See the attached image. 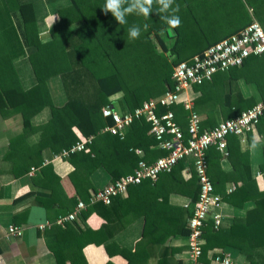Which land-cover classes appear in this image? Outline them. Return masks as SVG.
<instances>
[{
  "label": "trees",
  "instance_id": "1",
  "mask_svg": "<svg viewBox=\"0 0 264 264\" xmlns=\"http://www.w3.org/2000/svg\"><path fill=\"white\" fill-rule=\"evenodd\" d=\"M3 1L7 9L17 17L18 23L12 29L0 19V116L6 118L12 114H21L24 122L22 138L35 132L41 133V139L36 145L39 151L38 160L42 162L41 153L46 148L52 149L55 154H63L64 150H67L70 152V161L76 167L74 175H78L80 179L81 177L89 179L94 170L104 167L115 181L137 169L141 155L136 149L143 151V158H148V162H154L160 156L167 154V151L158 146V141L149 132L150 123L145 119L135 120L124 137L104 131L106 126L113 124V120L103 115V108L108 105L115 107L111 97L120 92H123L125 96L122 110H134L151 98L158 97L169 88H173L174 67L181 61L191 60L195 55L204 53L203 50L190 53L188 41H201L204 36L209 35V31L204 28L198 32L193 28L194 24H200L198 13L201 9H203L202 13L209 10L210 0H175V4L180 6L177 15L181 19V24L176 28L177 34L174 36L171 47L163 41L162 35L167 33V24L160 19V15L163 14L157 13L158 5L155 3L150 16L133 13L126 17L127 23L121 25L110 12L106 14L102 11L106 0H71L76 14L78 13L84 20L83 24L73 33L61 28V25L69 26L72 22L70 11L72 6H69L60 11L61 22L52 28L50 38H44L43 34L48 31L46 23L48 6L56 0ZM251 1L255 6V8L252 7L253 17L250 12H247V15L244 14L242 23L241 21L238 23L241 25L239 30L253 22L254 18L264 27V0ZM237 14L243 16L242 12ZM216 23L219 24L211 20L209 22L210 26H216ZM133 24H138L141 28L147 24L149 27L146 31H141L139 38L130 39L128 29ZM10 33L14 37L9 38ZM151 34L156 39H153ZM18 38H22L26 45L28 58L37 79L36 84L28 89L24 87L7 47L8 41H17ZM157 39L160 40L162 50L158 49L159 40ZM220 40L217 38L212 41ZM253 56L264 55L250 57ZM56 75L62 78L67 93V101L63 105L54 103L48 87V79ZM208 82L210 81L194 85L197 90L203 92L195 99V103L208 99L205 87ZM46 107L51 109L50 120L39 126H33L31 122L34 116ZM172 109L188 135L187 128L184 126L188 122L185 118L188 111L182 105H173ZM184 113H186L185 117L181 119L180 115ZM90 136H93V140L87 145V149L72 151L76 143ZM232 136L238 135L229 137ZM213 148L216 147L213 146L208 151L209 160V153ZM231 153L230 149L229 156H233ZM40 161H33L31 164H39ZM188 161L180 160L171 172L160 174L156 180L146 179L140 184L130 186L126 195L115 197L108 206H113L116 202L131 208L143 204L142 214H144L145 225L142 240L151 239L152 242H160L165 238L159 236L152 238L151 235L165 223L162 219L160 220L159 214L163 213L168 205L170 235L176 234L179 230L185 232L187 236L189 232L187 226L183 229L171 227L173 223L181 219V207L169 202V194L174 186L171 185L170 189L163 194L157 189L159 186L152 183H156L160 177L165 178L164 185L167 183L177 185L182 182L183 188H186L185 192L192 196L190 209H188L190 218L199 198L200 187L196 172L188 180H183L181 177V172ZM211 168L210 165V174ZM261 169L264 170V163ZM247 175L248 180L228 193L226 199L242 206L244 202L253 198L257 206L250 209L245 217H237L232 224L218 229L214 227L213 221L209 220L204 228L206 243L201 256L202 259L204 258V264L210 250L228 245L239 248L246 256L247 264H264V189H259L258 182L252 177L250 171ZM89 187L86 188V192ZM96 191L94 189V192ZM216 191L219 190L216 189ZM78 194L86 202L90 201L92 195L88 193L85 196V189L83 190L81 186L78 187ZM159 198L163 201H158ZM74 201L76 205L78 200ZM154 201L158 202L157 207ZM90 209L88 207L87 210ZM60 225L62 229L60 240L57 245L51 246L58 263L87 264L82 246L79 248V253L74 252L73 255L61 251L60 244L63 249L65 245L71 243L73 229L71 223L66 222ZM165 250L160 264H168L169 252L171 261V254L175 255L182 248L170 246ZM68 258H71L69 263H67Z\"/></svg>",
  "mask_w": 264,
  "mask_h": 264
},
{
  "label": "crops",
  "instance_id": "2",
  "mask_svg": "<svg viewBox=\"0 0 264 264\" xmlns=\"http://www.w3.org/2000/svg\"><path fill=\"white\" fill-rule=\"evenodd\" d=\"M69 6H72L70 7L72 22L69 26L61 25V28L73 33L83 24L84 20L78 13L76 14L71 0H56L48 6L46 23L49 35L52 28L61 22L60 11ZM251 16L253 17V13ZM0 19L12 29L18 23L17 17L7 9L3 0L0 1ZM240 28L241 25H237L228 30L225 36L223 34L217 38L222 40L229 37ZM9 35V38L14 37L11 33ZM166 35L173 42L176 34L169 36L167 32ZM151 36L156 39L153 34ZM217 38L206 35L201 40L205 42L200 45L198 43L189 45V47L195 45L197 49L188 51L190 53L205 51L210 45L218 42L212 41ZM7 47L24 87L31 88L36 84L37 79L22 38L8 41ZM48 87L55 104L63 105L67 101V93L59 75L48 79ZM205 87L208 99L195 103V99L203 92L194 86L186 90L183 98L190 101L193 110L201 116L203 129L208 130L217 126L222 120L235 118L242 111L264 100V56L250 57L243 66L218 73ZM124 97L123 92L111 97L115 107L120 110L124 106ZM154 98L157 97L151 99ZM178 105L185 108L184 103ZM187 111L189 113V110ZM185 114L180 115L181 119H184ZM51 115V109L46 107L34 116L31 123L33 126H39L48 122ZM184 126L187 128L188 123L186 122ZM23 133L24 122L21 114H12L6 118L0 116V264H59L51 249L52 245L58 244L62 233L58 220L61 216L75 211L78 213L77 219L67 222L72 225L73 239H70L71 243L65 245L63 249L60 244V248L62 252L73 255L74 252L79 253V248L82 246L87 264H160L165 248L170 246L181 247L182 250L175 255L171 254V261L169 252L168 264L170 262L197 264L190 255L186 233L178 230L176 234L170 235L168 205L163 213L159 214L160 220L165 223L151 235L152 238L154 236L165 238L160 242H152L151 239L142 240L145 225L142 214L143 204L131 208L119 202L108 206L102 202L89 201L90 210H87L88 207L78 210V203L75 205L74 200L86 202L78 194V187L85 189L86 196L88 193H93L94 189L98 190L111 183L112 175L107 169L100 167L90 174L89 179L85 177L80 179L78 175H74L76 167L70 161V155L55 154L50 148L42 151L41 162L38 160L39 151L36 148L41 133L35 132L22 138ZM254 137L257 146L252 148ZM227 147V151L216 147L209 153V163L212 167L209 174L213 183L215 182V188L223 197V204L218 209L223 214L222 226L232 224L237 217H245L250 209L257 206L253 198L244 202L242 206L226 199L228 193L248 180L249 171L257 180L259 189H264V170L261 169L264 163V116L248 133L229 137ZM230 149L233 156H229ZM33 161L40 163L31 164ZM194 172L192 160H189L185 163L181 177L183 180H188L193 177ZM164 179L160 177L152 185L157 184L159 186L157 189L163 194L173 185L169 202L181 207V219L171 227L183 229L187 226L188 228V209L192 196L185 192L186 188H183L182 182L177 185L167 183L166 187L163 183ZM88 186L90 187L86 192ZM158 201L163 200L159 198ZM154 205L157 207L158 202L154 201ZM12 225L22 227L24 234L19 237L11 236L9 229ZM218 254L231 257L234 264H247L246 256L240 249L230 245L210 250L205 258V264H215L213 258ZM70 259L68 258L67 263ZM203 260L204 258L200 257L199 263L204 264Z\"/></svg>",
  "mask_w": 264,
  "mask_h": 264
},
{
  "label": "built area",
  "instance_id": "3",
  "mask_svg": "<svg viewBox=\"0 0 264 264\" xmlns=\"http://www.w3.org/2000/svg\"><path fill=\"white\" fill-rule=\"evenodd\" d=\"M252 55H264V27L258 20H253L246 27L210 45L203 54L195 55L191 60L179 62L173 71V88H169L157 98L148 100L134 110H120L112 105L103 108V115L111 117L112 125L104 128L114 135L124 137L128 128L138 119H145L150 123V133L158 141V146L167 151L154 162H148L143 158V151L136 149L141 155V160L135 172L120 179L112 181L108 185L93 192L91 203L102 202L111 204L115 197L126 195L130 186L140 184L146 179L156 180L160 174L171 172L180 160H192L200 187L199 198L195 203L194 212L188 220L187 244L190 255L197 264L203 254V246L206 243L204 228L213 221L218 229L223 224V214L218 210L223 204V197L216 191L215 185L209 174L208 151L215 146L227 151V138L231 135H244L251 131L264 116V100L253 107L242 111L235 118L225 119L214 128L202 129V119L198 112L193 110L190 101L183 98L189 87L201 85L211 81L213 77L233 67H241L245 60ZM184 103L189 110L188 135L172 109L173 105ZM164 108L165 110H163ZM93 136L82 138L72 147V151L87 149ZM63 155H70L64 150ZM233 190L230 189V192ZM89 203L79 201L77 208L87 209ZM78 213L72 212L61 216L59 224L74 221ZM11 236H22L24 230L17 225L10 226ZM215 264H234L229 256L218 254L213 258Z\"/></svg>",
  "mask_w": 264,
  "mask_h": 264
},
{
  "label": "rangeland",
  "instance_id": "4",
  "mask_svg": "<svg viewBox=\"0 0 264 264\" xmlns=\"http://www.w3.org/2000/svg\"><path fill=\"white\" fill-rule=\"evenodd\" d=\"M251 2H252L251 0H214V1L210 0V3L208 4L209 10L207 12L205 11V13H202L203 9H201V12L198 13L200 24L197 25L194 24L193 30L198 32L201 28H204L205 30L209 31L208 34L211 36V38H215V37L217 38L222 36L223 34L225 36V33L228 30L236 27L240 21L242 23L244 14L247 15V12H250V14L253 13V8H255V6ZM238 12H242L243 16L237 14ZM227 14L229 16H227ZM210 20L214 21V23L219 22V24L216 23L217 24L216 26H210L209 24ZM51 34L49 35L48 31H46L43 34V36L44 38H50L49 36H51ZM162 36L165 44L171 47L172 41H170V38L167 37L165 33H163ZM188 42L189 45H192L194 43H198L200 45L202 42L205 41H188ZM158 43H159L158 45L161 47L160 50H162L163 47L160 43V40L158 41ZM195 49H197V46L195 45L190 46L188 48L189 51Z\"/></svg>",
  "mask_w": 264,
  "mask_h": 264
},
{
  "label": "clouds",
  "instance_id": "5",
  "mask_svg": "<svg viewBox=\"0 0 264 264\" xmlns=\"http://www.w3.org/2000/svg\"><path fill=\"white\" fill-rule=\"evenodd\" d=\"M158 5L157 13L171 29H175L180 26L181 19L177 13L180 10V6L175 4V0H106L102 11L104 13H111L115 20L123 25L127 23L126 17L130 14L143 15L145 17L150 16L153 12V4ZM175 4V7L173 5ZM148 25L144 24L141 28L138 24H133L128 29V35L130 39H137L141 35V31H146ZM257 146V140L254 137L252 141V148Z\"/></svg>",
  "mask_w": 264,
  "mask_h": 264
},
{
  "label": "water",
  "instance_id": "6",
  "mask_svg": "<svg viewBox=\"0 0 264 264\" xmlns=\"http://www.w3.org/2000/svg\"><path fill=\"white\" fill-rule=\"evenodd\" d=\"M167 32L169 34V36H173L175 34H177V29H171L170 26L167 25ZM152 38H154L153 36H151ZM160 46H158V49L160 50Z\"/></svg>",
  "mask_w": 264,
  "mask_h": 264
}]
</instances>
